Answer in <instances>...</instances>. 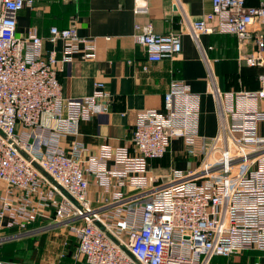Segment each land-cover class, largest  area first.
<instances>
[{
  "label": "built area",
  "instance_id": "built-area-1",
  "mask_svg": "<svg viewBox=\"0 0 264 264\" xmlns=\"http://www.w3.org/2000/svg\"><path fill=\"white\" fill-rule=\"evenodd\" d=\"M256 2L212 0L211 13L193 22L188 33L231 34L240 46L253 41L256 51L245 62L256 65L264 0ZM34 5V0H0V246L39 232L34 225L48 221L42 230L63 228L75 240L73 264H207L213 257L264 251V139L257 135L264 122V74L256 90L221 93L211 87L210 93L223 99L227 118L215 137L199 136L198 96L184 81L172 80L161 112L137 116L133 154L103 145L86 156L88 149L78 142L64 150L61 139L76 135L78 123L111 113L113 97L100 81L89 96H62L58 64L70 63L80 51L94 59L95 37H80L74 27H51L47 40H60L62 50L59 59L46 58L36 30H17L19 12ZM133 12L144 8L136 5ZM212 18L216 27L208 24ZM133 39L148 63L172 60L182 48L180 33L160 35L150 23L135 24ZM173 140L199 161L159 183L149 164L161 159ZM91 179L102 188L95 206Z\"/></svg>",
  "mask_w": 264,
  "mask_h": 264
},
{
  "label": "crops",
  "instance_id": "crops-1",
  "mask_svg": "<svg viewBox=\"0 0 264 264\" xmlns=\"http://www.w3.org/2000/svg\"><path fill=\"white\" fill-rule=\"evenodd\" d=\"M33 9L18 14L17 30L25 34L29 29L43 38L46 58L61 56L62 42L47 40L49 29L74 27L83 38L95 37V57L85 59L80 51L64 66L58 64V80L64 98H82L93 92L96 81L104 83L113 97L111 113L100 114L76 126V135H67L60 141L64 150L78 142L89 155L97 153L103 145L125 147L133 154L130 142L137 116L143 111L161 112L163 95L172 80H182L199 99L198 134L201 137L217 136L221 125L227 121L223 111V99L210 93L214 86L221 93L240 88L256 90L258 77L264 74V23L262 52L256 65H247L245 58L256 51L253 41L239 45L231 34L188 33L190 25L212 11V0H34ZM256 5V0H247ZM136 5L144 12L134 14ZM150 23L160 35L181 34V52L172 60L147 62L143 48L133 39L134 25ZM208 24L216 27L217 19ZM105 37H111L106 40ZM82 48V47H81ZM146 64L148 72H142ZM264 110V101L260 104ZM55 127L54 121H48ZM258 137L264 139V122L257 126ZM184 145L173 140L165 157L150 162L149 174L159 183L168 181L173 170L186 172L199 161L187 157ZM3 185L0 183V188ZM102 188L94 180L90 183L93 205L102 196ZM48 221L36 223L33 228L42 231L46 239L41 241V255L47 264H73L76 250L73 237L65 229L42 230ZM38 232L32 234L34 237ZM44 237V238H45ZM66 243L65 257L58 259ZM38 242L34 243L37 247ZM237 264H264V251H246L235 255ZM16 262V261H15Z\"/></svg>",
  "mask_w": 264,
  "mask_h": 264
},
{
  "label": "rangeland",
  "instance_id": "rangeland-1",
  "mask_svg": "<svg viewBox=\"0 0 264 264\" xmlns=\"http://www.w3.org/2000/svg\"><path fill=\"white\" fill-rule=\"evenodd\" d=\"M32 234H27L20 239L9 241L4 243L0 247H3L0 252V260L3 259L2 256L6 255L9 257L4 260H12L16 262H22L26 264H47L48 259L43 258L41 255V241L46 239L45 235L42 231H39L38 234L34 237H30ZM45 237V238H44ZM37 247L34 246V243H37ZM41 245V246H40ZM238 254L230 255L228 258H221L222 261H219L211 258L207 264H237L236 257Z\"/></svg>",
  "mask_w": 264,
  "mask_h": 264
},
{
  "label": "trees",
  "instance_id": "trees-1",
  "mask_svg": "<svg viewBox=\"0 0 264 264\" xmlns=\"http://www.w3.org/2000/svg\"><path fill=\"white\" fill-rule=\"evenodd\" d=\"M20 12H21V11H20ZM61 29H62V28H61ZM166 154H167V153H166ZM166 154H165L163 157H165ZM163 157H162V158H163ZM162 158H161V159H162ZM11 232H12V231H8V233H11ZM2 248H3V247H0V252H1ZM244 252H246V251H243V252H240V253H237V254H241V253H244ZM232 255H233V254H232ZM2 258H3V259H1V260H4V259H8L9 257H6V255H3ZM221 258H223V257H214V258H213V261H214V259H216V260L219 259V261H222ZM4 261H10V260H4ZM11 261H12V260H11Z\"/></svg>",
  "mask_w": 264,
  "mask_h": 264
}]
</instances>
